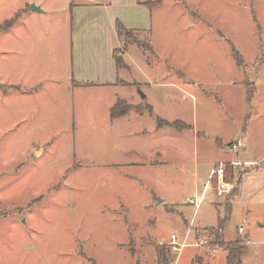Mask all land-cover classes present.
<instances>
[{"label": "rangeland", "instance_id": "obj_1", "mask_svg": "<svg viewBox=\"0 0 264 264\" xmlns=\"http://www.w3.org/2000/svg\"><path fill=\"white\" fill-rule=\"evenodd\" d=\"M86 1L104 0H0V77L30 74L37 54L44 70L47 28L69 58V5ZM150 23L138 42L121 40L131 70L109 91L151 104L152 114L131 110L112 125L109 91L84 89L82 118L43 142L37 157L36 130L4 125L0 98V264H158L161 247L169 264H187L188 251L209 254L194 238L207 236L211 246L207 226L216 225L217 209L228 212L213 202L216 187L197 210L186 200L199 197L215 160L235 156L230 146L242 132L238 158L264 153V0H163ZM8 89L15 87L0 85ZM232 168L236 184L238 166L227 167L224 181ZM259 195L234 203L224 226L226 241L244 239L242 264H264V189ZM172 233L193 243L178 255ZM226 253L213 264H225Z\"/></svg>", "mask_w": 264, "mask_h": 264}, {"label": "crops", "instance_id": "obj_2", "mask_svg": "<svg viewBox=\"0 0 264 264\" xmlns=\"http://www.w3.org/2000/svg\"><path fill=\"white\" fill-rule=\"evenodd\" d=\"M144 1L104 0L70 3L68 12L71 39L69 58L66 54L62 55L58 48L53 46L52 29L47 28V49L43 51L44 70L40 69L41 60L37 54L39 61L30 65L28 71L30 74L27 75L24 72L19 75L17 81L8 82L5 81L8 78L0 77V85L15 87V89H8L6 92L0 91V98H5L4 104L8 106L4 110V116L8 118L3 124L13 128H34L35 135L38 137L37 145L34 148L37 157L46 152L42 146L43 142H53L61 134L62 128L66 130L65 127L82 118L78 114V108L83 107L79 100L84 89L86 91L96 89L97 94H106L109 90L124 86L119 83V80H125L124 75L128 69L131 70V65L125 59L127 50L124 51L122 58L129 68H119L116 65L114 51L121 45L116 31V21H120L126 28L135 31V34L136 32L148 33L153 8L141 3ZM108 93L110 94L108 104L111 109L117 100L123 98L114 97L112 91ZM42 95L46 97L45 101L40 100ZM147 99L149 101L148 96ZM130 103L133 102L130 101ZM150 106L152 107L151 104ZM130 115L131 112L118 118L110 117L111 124L118 123V120ZM245 129L246 127H244ZM37 130H39L38 133ZM245 133V131L242 132V136L236 139L242 141L243 149L233 152L235 154L233 158L217 159L210 166L211 169L216 162H237L238 165H233V167L238 166L242 170L236 179L239 182L238 194L233 198H228L225 202L223 196H218L220 199L213 201L214 204L225 206L228 213H225L224 217H229L227 204L230 205V210L234 203L248 204L247 202L253 198L257 200L260 197V192L264 189V153L253 158H238L239 152L246 149L242 140L246 138ZM229 141L232 142L235 139L232 137L227 142ZM232 169L229 186H227L229 190L234 185L232 177H234L233 172L236 168ZM217 213L220 215V210L217 209ZM190 222L191 220L189 224ZM196 227L202 228V226ZM241 227L243 228V226ZM247 242L249 241L247 240ZM207 249L209 250L208 255L197 252L194 254L188 251L187 264H213L217 259L218 251L222 249L218 247L214 251L208 247ZM226 255L227 253L224 258L225 264ZM177 264H180L179 261Z\"/></svg>", "mask_w": 264, "mask_h": 264}, {"label": "trees", "instance_id": "obj_3", "mask_svg": "<svg viewBox=\"0 0 264 264\" xmlns=\"http://www.w3.org/2000/svg\"><path fill=\"white\" fill-rule=\"evenodd\" d=\"M163 0H145L143 3L145 6L149 8H154L159 6L162 3ZM5 29V28H4ZM3 30L0 28V31ZM116 31L118 34V37L120 40L123 41V43L126 45L128 43L132 42H138V38L135 35V31L126 28L120 21H116ZM141 42V41H140ZM124 52L120 49H115L114 56L117 67H123V58L122 55ZM144 109L149 113L152 114V107L150 105H133L127 103L123 99L117 100V102L111 107L110 109V117L111 118H118L122 116H126L129 114L131 110H134L137 114L141 115L144 111ZM158 126L163 125L162 120L158 118L157 120ZM167 125H170L168 122H166ZM173 127L177 130H180V122L175 121V123H172ZM187 127V126H183ZM189 128V127H188ZM238 184L239 182L236 181V184L232 187L229 198H233L238 194ZM227 211H230V205L227 204ZM228 217H221L219 214L217 216V224L215 227H210L209 232L211 233V237H213V241L211 242V245H215L221 249H225L227 252L226 255V264H242V258L243 256L248 253V248L244 244V239L241 237H236L234 240L226 241L224 239V226L227 223ZM170 262V254L168 250H165V248L161 247L159 249V258H158V264H169Z\"/></svg>", "mask_w": 264, "mask_h": 264}, {"label": "built area", "instance_id": "obj_4", "mask_svg": "<svg viewBox=\"0 0 264 264\" xmlns=\"http://www.w3.org/2000/svg\"><path fill=\"white\" fill-rule=\"evenodd\" d=\"M244 148V144L240 141L233 143L230 146V149L234 152H237L240 149ZM233 165H238L237 162H216L212 168L209 171L208 174V178L204 184L203 190L202 192H200L199 197L196 200H193L192 198H190L189 200H186L187 204H191L194 206V209L197 210L199 205L202 202V199L205 195V191L212 187V189L214 187H216L217 190V195L218 196H223V200L227 201L228 200V196L229 193L231 191V189L229 190V187L227 188V186H229V181H224V176H225V171L227 169V167L229 166H233ZM233 187V186H232ZM243 228L240 226L238 227V231H242ZM188 234L186 233L185 236L183 237L182 241H178L177 235L172 233L170 235V243H168L169 245H172V249L177 250L178 251V255H179V251L182 250L185 247L191 246V244L187 241ZM195 242L193 243V246H207L210 250L214 251L217 249L216 246L214 245H209L210 242L207 239V236L204 235H198L194 238ZM163 244V243H160ZM178 259V257H177ZM176 264V262H175Z\"/></svg>", "mask_w": 264, "mask_h": 264}, {"label": "water", "instance_id": "obj_5", "mask_svg": "<svg viewBox=\"0 0 264 264\" xmlns=\"http://www.w3.org/2000/svg\"><path fill=\"white\" fill-rule=\"evenodd\" d=\"M30 8H31V10H33V11H35V12H40V11H41L40 8H39L38 6H35L34 4H32V5L30 6ZM141 43H142V42H141ZM141 97L143 98L144 95L142 94Z\"/></svg>", "mask_w": 264, "mask_h": 264}]
</instances>
